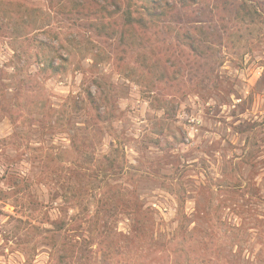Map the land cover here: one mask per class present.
<instances>
[{
  "label": "rangeland",
  "instance_id": "rangeland-1",
  "mask_svg": "<svg viewBox=\"0 0 264 264\" xmlns=\"http://www.w3.org/2000/svg\"><path fill=\"white\" fill-rule=\"evenodd\" d=\"M167 1L0 0V264H264V12Z\"/></svg>",
  "mask_w": 264,
  "mask_h": 264
},
{
  "label": "trees",
  "instance_id": "trees-1",
  "mask_svg": "<svg viewBox=\"0 0 264 264\" xmlns=\"http://www.w3.org/2000/svg\"><path fill=\"white\" fill-rule=\"evenodd\" d=\"M148 3L144 5L143 10L146 15L151 18H158L165 16L167 14H174L176 8L174 3L167 0H146ZM224 1V0H223ZM230 6L232 1L228 2ZM227 3V4H228ZM264 0H240L238 6L232 10L231 8H226V13H232L233 18L237 19L241 14L244 16H260L264 12ZM226 4V3H224ZM264 14V13H263ZM192 50H196V47L191 43L188 45ZM137 228V227H136ZM138 230V228H137Z\"/></svg>",
  "mask_w": 264,
  "mask_h": 264
}]
</instances>
